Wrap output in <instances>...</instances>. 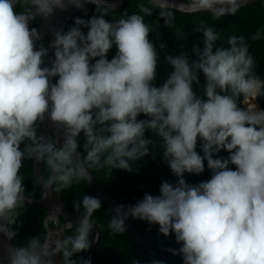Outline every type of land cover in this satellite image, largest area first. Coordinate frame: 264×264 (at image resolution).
<instances>
[{
	"label": "clouds",
	"instance_id": "9594fccd",
	"mask_svg": "<svg viewBox=\"0 0 264 264\" xmlns=\"http://www.w3.org/2000/svg\"><path fill=\"white\" fill-rule=\"evenodd\" d=\"M87 3L94 14L52 31L48 44L32 26ZM245 3L184 0L183 6L220 20ZM115 8L109 0H0V235L16 240L17 218L36 188L46 200L89 185L97 171L106 170L108 179L114 169L136 172V162L158 148L175 183L162 180L158 195L145 193L134 205L107 211L110 234H125L131 218L174 235L180 247L166 251L180 255L182 264H264V109L255 103L264 98V77L255 71L246 37L230 35L219 43L213 26H194L202 35V47L192 46L195 58L166 55L171 70L157 83L158 47L165 45L150 39L154 28L145 18L155 11L170 28L168 0H140L139 12L114 18ZM261 37L258 29L251 39ZM45 120L58 135L42 132ZM222 151L228 155H217ZM26 161L47 169L46 177L35 175L31 192L21 174ZM205 167L210 179L186 182L185 174L199 175ZM71 205L75 222L65 219L52 235L47 225L63 215L57 206L45 231L8 247L0 264H57V257L59 264H91L79 254L94 242L92 217L102 201L82 194Z\"/></svg>",
	"mask_w": 264,
	"mask_h": 264
},
{
	"label": "trees",
	"instance_id": "16d2710c",
	"mask_svg": "<svg viewBox=\"0 0 264 264\" xmlns=\"http://www.w3.org/2000/svg\"><path fill=\"white\" fill-rule=\"evenodd\" d=\"M139 3L140 0H123V5L115 9L113 17H118L123 11H128L129 13L139 12ZM94 8L95 6H91L89 9L73 16L67 22L63 31H66L72 26L75 17H91L94 14ZM172 11L174 13V20L170 28L164 27L163 20L158 18L155 11L153 16L145 18L146 23H149L154 28L150 39L154 41L157 47L160 43L165 45L162 50L158 47L160 60L157 69V83L166 79L171 70L165 60L166 55L175 56L181 52H185L191 59L195 58L191 51L192 46L193 44H197L202 47V35L193 32V28L200 23L211 25L220 32L221 41L219 43L226 44V40L230 35L245 36L250 45V52L257 63L255 71L264 77V0H258L249 5H245L240 8L235 16H225L220 20L212 19L211 14L205 11L196 13H183L175 9H172ZM85 12H87V17L84 16ZM39 24L38 22H33L32 26L37 27ZM258 29L262 32V37L260 40L253 41L251 36ZM182 34L187 35L186 38H179ZM48 39L49 36L43 39L45 44H48ZM114 53L115 49L110 50L108 58L110 59ZM200 81L201 84L204 83V77L202 75L200 76ZM255 103L258 108L264 109V98L257 99ZM138 118L142 119L145 117L141 116ZM150 135V133H146V136ZM197 151H199V148H197ZM152 153L156 154L154 159ZM158 153V148H151L149 156L144 157L142 161L136 162L135 166L138 169L136 172L130 173L114 169L108 179L106 170H103L94 172L93 178L97 180L119 204L126 206L134 205L143 198L145 193L158 195L162 180L175 183L177 179L171 174L170 169L162 161ZM217 155L226 157L228 153L222 151ZM231 167L234 169V166ZM41 172L43 176H47V169L45 166H42ZM21 174L25 178L26 189L30 192L33 191L32 182L35 177L31 162H25V166L21 169ZM210 176V170L205 167L203 173L199 175L185 174L184 178L187 183L195 185L210 179ZM82 194L96 196L91 186L83 182L74 186L72 189L62 192V201L70 212L74 213L71 205L72 200L78 198ZM33 198H40L39 188L35 189ZM21 211L23 214L17 218L19 222V234L16 240L12 241L14 245L26 242L28 237L39 235L41 232L45 231V211L42 207L27 204L25 209ZM107 211L109 210L102 203V209L92 217L100 232V241L92 255V263L135 264V260H139L140 264H148V255L138 244L132 233L125 232L123 235L110 234L107 228L109 218ZM132 221L136 229L144 234L157 260H163L165 264H182V257L180 255H173L166 251L168 248L178 249L180 247V245L175 242L174 235L170 234L168 237H165L163 234L158 233L157 225H152L151 230H148L149 225L146 221L133 219ZM65 234L70 233L65 232ZM88 252L80 253L79 256L85 258Z\"/></svg>",
	"mask_w": 264,
	"mask_h": 264
},
{
	"label": "water",
	"instance_id": "95a60500",
	"mask_svg": "<svg viewBox=\"0 0 264 264\" xmlns=\"http://www.w3.org/2000/svg\"><path fill=\"white\" fill-rule=\"evenodd\" d=\"M256 1H258V0H247V3H245L243 6L249 5V4L254 3ZM109 3H114L116 5L115 9H118L123 5V0H109ZM168 3H169V7L171 9H175V10L183 12V13L201 12V11H195L192 8L184 7L183 6L184 0H168ZM91 6H94V5L87 3V4H85L84 9H76L74 7H70L67 11H64V12L57 11L54 18L50 21V23H40L37 26V28L41 32L43 39L46 36H49V39H48V43H49L53 39V36L51 35L52 31L64 30L67 22L73 16L89 9ZM53 58L54 57L52 56V50L50 49L49 50V61ZM46 66H47V62H46ZM55 79L56 78H53V82H55ZM41 128H42V132L46 136L47 135H58L56 133L54 126L52 125V123L50 121L45 120V122L42 124ZM37 167H39V168L37 169V168H34L32 166L34 177L37 173L42 175V172H41L42 165L37 166ZM89 185L93 189V192L95 193V195L101 199L102 203L104 204V206L109 211L113 207H115L116 205H119V203L111 195L108 194V192L102 187V185L97 180H95L93 178V180L91 181V183ZM30 205L40 206L44 209V211H45L44 222H45L46 218L48 217L49 213L54 212L56 210L57 206L62 207L63 215L58 216L57 223H51V224L47 225V228L53 230L52 235L57 234V232H56L57 229H63L65 219L73 221V222H75V220H76V214L70 212L66 208L65 204L63 203L62 193L53 194V195L49 196V198L46 200H43L41 197L40 198H33V202L30 203ZM60 218H62V220H63L62 222L60 221ZM44 226H45V224H44ZM126 226H127L126 232L133 234V236L135 237L138 244L142 247V249L148 255V258H149L148 264H151L152 261L157 260L154 253L152 252L150 245L146 241L144 234L141 231H139L138 229H136L135 224L133 223L131 218H129L126 221ZM92 235L94 237V242H93L87 256L85 257V259H88V258L91 259V264H93L92 263V255L94 253V250L96 249L97 244L100 241V232H99V229L97 226L93 230ZM10 246H14L13 242L7 241L2 235H0V256L6 255V249ZM56 259H57V264H59V257H57Z\"/></svg>",
	"mask_w": 264,
	"mask_h": 264
},
{
	"label": "flooded vegetation",
	"instance_id": "af4514ba",
	"mask_svg": "<svg viewBox=\"0 0 264 264\" xmlns=\"http://www.w3.org/2000/svg\"><path fill=\"white\" fill-rule=\"evenodd\" d=\"M60 221H61V222L63 221L62 218H60ZM61 222H60V223H61Z\"/></svg>",
	"mask_w": 264,
	"mask_h": 264
}]
</instances>
